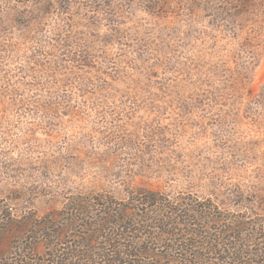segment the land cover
<instances>
[{"label":"rangeland","instance_id":"1","mask_svg":"<svg viewBox=\"0 0 264 264\" xmlns=\"http://www.w3.org/2000/svg\"><path fill=\"white\" fill-rule=\"evenodd\" d=\"M139 190L264 216V0H0L2 205ZM255 241L222 252L264 261ZM32 246L0 264H54Z\"/></svg>","mask_w":264,"mask_h":264},{"label":"trees","instance_id":"2","mask_svg":"<svg viewBox=\"0 0 264 264\" xmlns=\"http://www.w3.org/2000/svg\"><path fill=\"white\" fill-rule=\"evenodd\" d=\"M2 203L0 244L31 235V249L50 251L54 264H254L252 255L229 257L222 250L238 249V239L255 244L264 238V216H236L209 200L169 199L152 190L129 192L123 200L108 193L73 195L59 211L31 219L14 218ZM64 239L77 245L60 253Z\"/></svg>","mask_w":264,"mask_h":264}]
</instances>
